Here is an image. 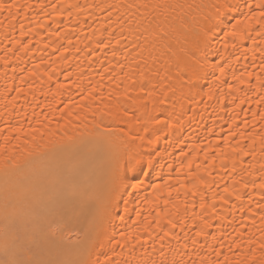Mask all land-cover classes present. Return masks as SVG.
<instances>
[{
  "label": "bare ground",
  "instance_id": "6f19581e",
  "mask_svg": "<svg viewBox=\"0 0 264 264\" xmlns=\"http://www.w3.org/2000/svg\"><path fill=\"white\" fill-rule=\"evenodd\" d=\"M212 2L0 0V258L6 240L30 235L41 218L63 217L71 219L61 250L42 243L21 258H76L95 241L101 247L85 257L95 260L123 232L117 252L128 264H261L264 105L254 103L255 77L264 79L261 37L253 33L256 45L249 39L236 50L215 45L210 60L231 65L216 84L218 72L201 73L192 91L180 78L190 63L187 29L206 11L195 6ZM143 4L184 7L164 15L127 7ZM168 86L175 92L160 104ZM130 128L143 142L128 138ZM134 176L142 181L135 190Z\"/></svg>",
  "mask_w": 264,
  "mask_h": 264
},
{
  "label": "snow or ice",
  "instance_id": "6c2138e0",
  "mask_svg": "<svg viewBox=\"0 0 264 264\" xmlns=\"http://www.w3.org/2000/svg\"><path fill=\"white\" fill-rule=\"evenodd\" d=\"M15 7V5H6L4 6L5 11L11 12V8ZM43 7V6H41ZM112 7V6H110ZM129 8H144L146 11L148 8H152L153 11L156 9H161L160 15H164V12L169 9L182 8L184 5L178 4H143V5H127ZM188 7H192V5H188ZM197 10H206L203 12V15L195 20V26L187 29V34L185 36V42L189 46L184 48L182 51L184 52L185 57H187L190 63H186L184 68L181 69L183 75L180 78L183 80L184 76H187L188 79L185 81L186 85L189 86V90H193V85L195 81L198 79H202L201 73L211 72L213 76H216L218 72L220 75L216 80H213V84H216L218 80L224 77L226 73V68L230 69L231 65L228 61H223L222 63H213L210 60V57L216 52L215 45L222 44L225 51L227 49L232 48L236 50L237 48L243 47V42L246 40H251L252 44L256 45V40L253 36L255 35L261 37V44H264V0H253L252 3H249L248 0H213L210 4H200L195 6ZM246 9V11H243ZM143 18V17H142ZM156 18L154 17V20ZM195 19V18H194ZM152 27V22H149V28ZM149 28H145V32L149 31ZM156 29L160 33L161 37L166 36L167 32L161 27V22H156ZM219 29V31H217ZM155 34V33H153ZM119 43V41H117ZM108 45H105L107 47ZM141 48L137 55L142 52ZM249 50H245V55ZM115 55V52H113ZM127 59V57H125ZM262 63L260 66V73L264 74V56H262ZM249 76L253 75L252 73H248ZM233 79H239L236 77L233 72ZM256 81L260 85V92L258 93V99L254 101L257 106L264 105V79L261 78V75H257L255 77ZM242 82V81H241ZM133 84L136 81H132ZM150 84L151 81H148ZM145 85H141L143 88ZM229 88L232 85L228 86ZM253 91H255L253 89ZM175 89L171 86L162 87L160 89V104H164L167 101V97L169 93H174ZM152 93H149L151 97ZM208 100L213 99L212 88L209 87L208 93L205 94ZM247 95V93H245ZM201 99H205V97H201ZM256 113H253L255 116ZM261 119L264 120V115L261 116ZM156 125L163 124L164 129H171L175 127L174 123H169L166 120L154 119L153 121ZM130 123V122H126ZM235 123V120L233 121ZM245 127H247V121L244 122ZM163 130V129H161ZM123 131V129L121 130ZM147 131V129H145ZM128 138L131 141H135L137 139L143 142V137H139L135 134H132L131 128L129 129ZM154 140L148 141L149 144L153 143ZM135 160V164H140L143 162V156H140L139 159ZM153 161L151 159V154L146 162L147 167H151ZM133 171H135V167H133ZM141 175H146L141 170ZM120 180L123 177L119 178ZM131 179H135L138 182L136 184L128 185L129 187L135 190L139 188L142 184V181H139V177L134 176ZM247 184H244L243 187H247ZM260 188L264 189V182L260 184ZM227 191V190H226ZM236 199H241L239 193H236ZM264 199V197H262ZM203 208V203L201 204ZM258 207L264 212V204H258ZM127 212V208L124 209ZM140 214L137 213V216ZM69 219H61V221L48 220L47 218H41V225L37 228L33 229L32 233L25 234L24 236L14 235L12 237V243L10 244L7 240L3 245V258H0V264H128L127 260H121L120 254L117 252V249H122L124 244L127 242V234L120 233L119 239L113 237L109 241V251L100 252L96 255L95 260H92L90 257L92 254V248L101 247L100 245H96L95 241H89V247L84 249L83 251L77 253L76 258H64V259H32V258H21V255H29L32 253L33 248L40 247L42 243H47L50 248H55L56 250H61L63 246V241L59 239L61 233L68 229ZM119 219L121 221L124 220L123 216H120ZM261 219L264 220V216H261ZM168 223L175 228L176 225L172 223L171 220ZM43 225H47L48 230L44 231ZM207 226V225H206ZM71 231L69 230V235H71ZM77 236L79 233H75ZM203 234V229L201 232L197 233V235ZM242 235V233L238 234ZM195 243V241H193ZM235 243V242H234ZM186 247V245H185ZM221 247H223L221 245ZM236 247L239 248L240 245L236 244ZM260 251L264 253V234H262V239L259 244ZM231 251V247H229ZM111 253V254H110ZM101 256L103 259H101ZM253 259H255L253 255ZM191 260V257H189ZM152 264H156V261H152ZM160 264H165L163 260L160 261ZM171 264H177L175 260L171 262ZM180 264H188V261H181ZM191 264H197L196 261H191ZM199 264H205V261L200 260ZM209 264H227V261L221 262L220 260L210 261ZM261 264H264V256L261 257Z\"/></svg>",
  "mask_w": 264,
  "mask_h": 264
}]
</instances>
